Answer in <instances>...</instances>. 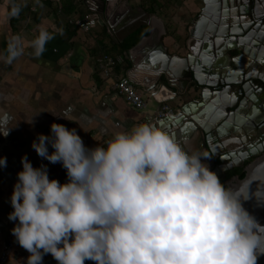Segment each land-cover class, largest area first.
<instances>
[{
	"label": "clouds",
	"instance_id": "1",
	"mask_svg": "<svg viewBox=\"0 0 264 264\" xmlns=\"http://www.w3.org/2000/svg\"><path fill=\"white\" fill-rule=\"evenodd\" d=\"M20 11L13 3L8 15ZM37 27L29 46L39 57L64 29ZM24 50L14 33L2 58L12 63ZM32 147L62 162L68 180L22 157L9 218H18L11 231L30 252L28 264L48 252L59 264H257L264 254V224L245 207L246 190L223 182L202 159L209 153L155 123L135 122L90 147L76 127L54 121Z\"/></svg>",
	"mask_w": 264,
	"mask_h": 264
},
{
	"label": "crops",
	"instance_id": "2",
	"mask_svg": "<svg viewBox=\"0 0 264 264\" xmlns=\"http://www.w3.org/2000/svg\"><path fill=\"white\" fill-rule=\"evenodd\" d=\"M122 1L118 0L119 4ZM171 1L178 4L179 10H171L172 13L158 11L160 0H145L142 4L129 0L131 7H143L148 11L154 8L155 13L159 12L166 19L169 33L164 43L175 57H185L190 52L187 40L192 37L189 27L198 20L205 5L203 0ZM13 3L21 5L18 16L8 15ZM61 5L50 0H0V128H9L7 135L0 130V157H7L6 166L0 165V252L8 235L13 234L12 228L18 223V218L11 220L9 213L13 211L11 195L18 172L23 168L22 157L27 154L34 166L48 165L50 178H58L62 183L68 180L67 169L62 162L53 163L41 157L32 147L33 140L40 133H51L52 122L76 127L85 144L91 147L125 126L149 121L148 118L154 116L160 106L146 88L136 83L139 92L148 99L144 110L134 107L115 89L114 82L120 76L143 82L148 71L134 63L140 58V53H129L134 47L133 34L119 40L123 28L119 30V25H115V29L107 25L94 11L101 9V0H61ZM70 8H73L72 11ZM86 12L98 19L91 32L79 30L69 23L70 18ZM123 13L128 14L129 11L120 9L119 15ZM169 20L176 21L171 24ZM209 20L207 18L196 31L202 32ZM41 22L63 27L64 31L57 33L48 42L46 51L37 57L32 55L29 41L37 35V26ZM14 33H20L25 39L24 54L12 63H6L2 57L8 38ZM103 53L122 59L115 75L110 78H104L98 68V59ZM177 59L181 60L180 57ZM186 96L189 99H185ZM179 99L186 102L191 97L182 94L169 102L174 104ZM53 150L49 143V151ZM29 255L26 248H17L7 264H28Z\"/></svg>",
	"mask_w": 264,
	"mask_h": 264
},
{
	"label": "water",
	"instance_id": "3",
	"mask_svg": "<svg viewBox=\"0 0 264 264\" xmlns=\"http://www.w3.org/2000/svg\"><path fill=\"white\" fill-rule=\"evenodd\" d=\"M101 2V9L94 11L107 25L123 28L119 40L144 24L149 27V33L129 51L140 53L134 63L148 71L143 82L133 83L150 91L158 102L182 94L191 97L176 114L164 118L155 114L148 120L167 129L189 149L209 153L202 159L223 182L246 190L245 207L264 224V144L241 152L251 146V136L248 141L244 138L264 128V0H203L198 20L189 27L190 52L185 57L177 55L181 60L164 43L169 31L159 14L133 8L129 0ZM123 8L129 13L120 16ZM207 18L208 24L197 32ZM243 164V178L232 176L225 181L228 170ZM42 264L59 262L48 252ZM85 264L97 262L86 259ZM257 264H264V254Z\"/></svg>",
	"mask_w": 264,
	"mask_h": 264
},
{
	"label": "built area",
	"instance_id": "4",
	"mask_svg": "<svg viewBox=\"0 0 264 264\" xmlns=\"http://www.w3.org/2000/svg\"><path fill=\"white\" fill-rule=\"evenodd\" d=\"M50 1H52L54 4L59 3V5L62 7L61 0ZM69 23L79 30H82L84 32H91L97 25L98 19L93 14L86 12L82 13L81 16L75 15L73 18H70ZM121 60L122 59L119 56H113L109 53H103L98 59V68L100 69L101 75L104 78H110L111 76H114L116 73V67L121 62ZM114 87L134 107L140 110H144L145 108H147L148 99L145 98L141 92H139L138 88L135 86L130 77L120 76L114 82ZM159 103L160 106L157 109L156 114L158 115L157 117L164 118L176 114L178 111H180V107L185 103V101L184 99H179L174 104L170 103L169 101H163ZM21 247L23 246L19 244L14 234H9L2 245V249L0 252V264H7L14 250Z\"/></svg>",
	"mask_w": 264,
	"mask_h": 264
},
{
	"label": "trees",
	"instance_id": "5",
	"mask_svg": "<svg viewBox=\"0 0 264 264\" xmlns=\"http://www.w3.org/2000/svg\"><path fill=\"white\" fill-rule=\"evenodd\" d=\"M70 7H72L70 5ZM73 8H70V10L72 11ZM151 12H155V9L152 8L150 9ZM149 33V28L148 27H142L139 28L137 31H135L134 33H132L134 40L132 42V45L137 44V42L145 35H147ZM124 49H127V47H123ZM233 175L238 176L240 178H243L245 176V168L244 167H238V168H232L230 170H228L227 172V179L231 178Z\"/></svg>",
	"mask_w": 264,
	"mask_h": 264
},
{
	"label": "flooded vegetation",
	"instance_id": "6",
	"mask_svg": "<svg viewBox=\"0 0 264 264\" xmlns=\"http://www.w3.org/2000/svg\"><path fill=\"white\" fill-rule=\"evenodd\" d=\"M250 139L247 140L248 137H250ZM245 140H247L251 146H246V147H243L244 149L241 150L242 151H246L247 149H250L251 147H257L258 145H263L264 144V128L258 130V131H254L252 132V134L248 135L246 138H244ZM246 142V141H245ZM247 145V144H246ZM249 161L246 162V164L248 163ZM241 167V166H239ZM242 167L245 168V164L242 165ZM235 168V167H233ZM237 168V167H236ZM235 176V175H233ZM229 179V178H228ZM227 180V176L225 178V181Z\"/></svg>",
	"mask_w": 264,
	"mask_h": 264
},
{
	"label": "rangeland",
	"instance_id": "7",
	"mask_svg": "<svg viewBox=\"0 0 264 264\" xmlns=\"http://www.w3.org/2000/svg\"><path fill=\"white\" fill-rule=\"evenodd\" d=\"M170 1V2H169ZM145 2V0H136V3L137 4H142V3H144ZM165 5V6H164ZM178 4H176L175 2H173V1H171V0H160V6H157V9H158V11H171V10H175V9H178L179 10V7L177 6ZM170 6V7H169ZM176 12H177V10L175 11V14H176ZM171 13H172V11H171ZM157 14H159L162 18H163V16L159 13V12H157ZM165 21H166V19L165 18H163ZM170 22L169 23H171V24H173L176 20H169ZM167 22V21H166ZM168 25V24H167ZM172 28V27H171ZM186 98H189L188 96H186L185 97V99Z\"/></svg>",
	"mask_w": 264,
	"mask_h": 264
}]
</instances>
